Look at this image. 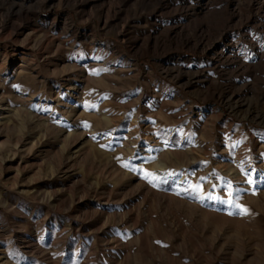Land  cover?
Segmentation results:
<instances>
[{"label":"rangeland","instance_id":"obj_1","mask_svg":"<svg viewBox=\"0 0 264 264\" xmlns=\"http://www.w3.org/2000/svg\"><path fill=\"white\" fill-rule=\"evenodd\" d=\"M0 264H264V0H0Z\"/></svg>","mask_w":264,"mask_h":264},{"label":"snow or ice","instance_id":"obj_2","mask_svg":"<svg viewBox=\"0 0 264 264\" xmlns=\"http://www.w3.org/2000/svg\"><path fill=\"white\" fill-rule=\"evenodd\" d=\"M125 166H127V165H125ZM145 175L147 176V175H150V174L146 173ZM245 211H247V210L245 209Z\"/></svg>","mask_w":264,"mask_h":264}]
</instances>
